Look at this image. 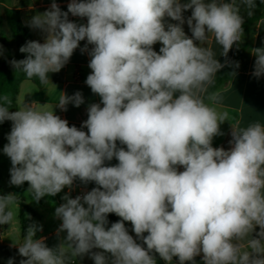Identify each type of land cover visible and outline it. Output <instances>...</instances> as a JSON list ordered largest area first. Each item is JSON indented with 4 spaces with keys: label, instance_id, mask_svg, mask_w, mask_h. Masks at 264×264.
Returning a JSON list of instances; mask_svg holds the SVG:
<instances>
[{
    "label": "clouds",
    "instance_id": "9594fccd",
    "mask_svg": "<svg viewBox=\"0 0 264 264\" xmlns=\"http://www.w3.org/2000/svg\"><path fill=\"white\" fill-rule=\"evenodd\" d=\"M256 8L257 0H70L62 11L52 0L26 21L45 38L20 47L26 55L9 61L14 72L47 84L79 48L90 57L85 84L100 102L88 105L77 128L54 109L79 108L81 91L61 92L52 110L35 101L12 110L10 97L0 96V124L12 122L2 149L9 184L27 182L37 203L69 189L54 212L58 244L49 247L37 238L43 226L29 223L13 244L19 264H77L85 256L94 264H157V255L166 264L174 257L197 264V256L203 264H264V123H230V147H213L229 120L213 106L219 92H209L221 69L231 67L233 77L239 67L221 63L209 40L227 58ZM249 52L253 77H264V47ZM77 180L96 186L72 198ZM17 196L0 195V225L12 223ZM109 214L120 219L109 226Z\"/></svg>",
    "mask_w": 264,
    "mask_h": 264
},
{
    "label": "crops",
    "instance_id": "0c3cea01",
    "mask_svg": "<svg viewBox=\"0 0 264 264\" xmlns=\"http://www.w3.org/2000/svg\"><path fill=\"white\" fill-rule=\"evenodd\" d=\"M52 0H0V45L3 46L4 54L0 56V73L1 65L9 59H24V53L19 51L22 46L19 40L14 36L11 27L8 23V14L11 12L17 13L21 22L26 26V21L37 13H43L49 9ZM70 0H56L62 11H67V6ZM182 3L187 0H181ZM191 15V10L184 12L185 18ZM69 19L77 23H86L87 18L73 17L69 14ZM170 23H177L176 21L168 20ZM27 27V26H26ZM30 32L31 40H38L44 42L45 34L40 30L31 29L27 27ZM186 35L191 37V31L187 23L183 25ZM86 41L81 42V47L84 46ZM199 43V42H197ZM208 46L213 49L216 57L221 63L227 59L232 62L237 52L244 48V51L239 59V67L236 69V75L230 76L227 83L218 89L220 99L214 103L213 106L218 111L228 113V121L220 125L222 136H216L213 139V147H224L226 150L230 147L229 140L231 137V124H239L241 127H246L248 124L260 121L264 123V77L259 79L253 77V65L255 57L250 54L251 48L264 47V17L258 20L250 33H244L239 42V48L233 47L229 51L227 58L220 56L222 48L214 39H210ZM161 44L156 43L153 48L159 52ZM91 48V46H89ZM90 57L87 53L82 54L80 49L75 50L70 61L58 72L49 73V81L47 84H41L38 78L28 79L22 72H14L12 70L9 74L10 80L16 82V94L13 101V109L18 107L23 101L31 103L33 101L43 105L46 104V110H52L59 102L61 92L67 95H72L76 91H81L85 103L79 108L74 107L72 104L68 105L67 111H61L55 108V114L59 115L62 119H66L69 125L81 126L82 122L87 119V107L91 103H99L100 97L91 92V89L85 84L87 75L91 72L88 67ZM7 91L3 92L1 96L8 95ZM208 102V101H206ZM39 106L38 104L36 105ZM231 123V124H230ZM11 121H5L0 124L4 129L0 131V195L11 193L13 185L9 184L11 167L10 159L3 153V146L8 143L7 134L11 130ZM5 126L9 127V131L5 130ZM118 162V161H117ZM179 171H183L180 167ZM77 186L83 188L84 193L90 191L88 187L75 182ZM8 185L10 189L4 187ZM29 188V186L27 185ZM12 193L17 194L15 190ZM68 193L66 188L55 196H45L38 203L34 202L31 205L27 203L23 197L17 196L19 201L24 202L28 208L27 211L36 212V215H30V223L36 222L43 226V230L37 233V238L46 237V244L49 247H54L58 244L56 237V230L61 223L58 219L54 218L55 208L64 203L62 197ZM18 195V194H17ZM72 198L76 196L70 194ZM16 214L10 225H0V264H7L10 258L15 259V264H19L22 257L18 254L17 247L13 244L19 245L23 242V234L19 219L20 205L16 203ZM120 219V218H119ZM126 227L129 229V234L135 236L131 231L130 222H126ZM258 231V229H257ZM66 235L62 233L61 236ZM197 264H203L201 257H196ZM165 262V261H164ZM166 263V262H165ZM77 264H94L88 256L78 260ZM173 264H179L178 258H173Z\"/></svg>",
    "mask_w": 264,
    "mask_h": 264
},
{
    "label": "trees",
    "instance_id": "16d2710c",
    "mask_svg": "<svg viewBox=\"0 0 264 264\" xmlns=\"http://www.w3.org/2000/svg\"><path fill=\"white\" fill-rule=\"evenodd\" d=\"M242 14H243V9H242ZM263 17H264V4L260 3V0H257V8L255 9L254 15L251 18L246 17V22L243 26L244 27V33H246V34L250 33L253 29L254 24ZM7 18H8V23L11 27V30H12L14 36L19 40V43L21 45H24L27 41L31 40L29 29L22 24L21 19L17 13L11 12L8 14ZM243 51H244V48H241L237 52V54H236V56L232 62H239V59L241 58ZM10 60H12V59L5 61L1 65L0 96L4 92L3 86L5 85V83L12 81L9 78V74L13 70L9 64ZM236 69H235V71H236ZM232 71H233V69L231 67H225V68L221 69L217 73V76L215 78V83L209 88V92L215 93L218 89H220L222 86H224L227 83L229 77L231 76L229 73H231ZM14 83H15V90H14L12 97H11L12 101H14V97L16 94V82H14ZM69 126H72V125H69ZM76 127L80 128V126H76ZM84 130L87 131V129H84ZM107 163H109L111 165H115L118 162H117V160L113 159L111 162H107ZM77 182L80 183L78 180H77ZM27 185L29 186L28 183H27ZM95 186L96 185L94 183H89L88 185H86V187H88L89 189H92ZM17 203H19V205H20L19 219H20L22 234H24V231L26 230L27 226L30 223V220L27 219L28 215L24 211V208H28V206L24 202L19 201L18 197H17ZM108 220H109V226H110V224L112 222H116L117 220H119V217L116 216L115 214H109ZM157 264H166V263L162 259H160L157 255Z\"/></svg>",
    "mask_w": 264,
    "mask_h": 264
},
{
    "label": "rangeland",
    "instance_id": "374dc122",
    "mask_svg": "<svg viewBox=\"0 0 264 264\" xmlns=\"http://www.w3.org/2000/svg\"><path fill=\"white\" fill-rule=\"evenodd\" d=\"M3 89H4L5 92L7 91L6 89L9 90L8 91V93H9L8 96L11 99L12 94H13V92L15 90V83L13 81L5 83V85L3 86ZM12 104H13V101H12ZM2 129H4V128H2L0 126V131H2ZM5 130L9 131V127L5 126ZM4 187L7 189V191L10 189V187L8 185H6V184L4 185ZM12 190H15V192H17L18 196L23 197L24 200L27 203H29L30 205L32 203H34V201L32 200V193L31 192H27L28 187H27V183L26 182L22 186H12L11 193H12ZM16 209H17V207L15 205H13L12 206V210L14 212V215L16 214ZM24 211L28 215V217H30V215H36V212L27 211V209H24Z\"/></svg>",
    "mask_w": 264,
    "mask_h": 264
},
{
    "label": "built area",
    "instance_id": "2783aa9c",
    "mask_svg": "<svg viewBox=\"0 0 264 264\" xmlns=\"http://www.w3.org/2000/svg\"><path fill=\"white\" fill-rule=\"evenodd\" d=\"M66 188V191L69 192V189L67 187ZM84 193V190L83 188L77 186V184L75 183L74 185V189L70 192V194L74 195V196H77V195H82Z\"/></svg>",
    "mask_w": 264,
    "mask_h": 264
}]
</instances>
